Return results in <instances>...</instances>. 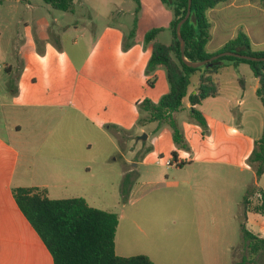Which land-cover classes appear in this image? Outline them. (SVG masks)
<instances>
[{"label": "rangeland", "instance_id": "rangeland-1", "mask_svg": "<svg viewBox=\"0 0 264 264\" xmlns=\"http://www.w3.org/2000/svg\"><path fill=\"white\" fill-rule=\"evenodd\" d=\"M226 6L218 5V16L208 11L209 52L245 32L243 15L232 8L226 13ZM174 18V9L162 0H75L73 12L43 0H0V118L22 126L20 170L27 184H53L64 176L68 187L52 197L87 195L93 207L125 215L127 189L137 181L148 197L217 196L210 193L216 185L196 177L206 165L228 167L231 184L224 196L233 206L255 192L250 169L256 166L244 157L254 146L243 137L255 124L241 126L226 117L231 110L251 113L257 98L236 96L240 83L232 68L220 77L226 90L219 99L197 109L208 114L207 125L193 117L187 101L175 114L182 143L175 142L169 122L152 120L143 106L147 100L158 105L170 92L166 68L151 69L149 63L154 44L172 43ZM155 29L159 32L147 42ZM250 72L238 74L248 90ZM193 176L199 183L191 188L184 181ZM240 241L234 262L248 255L241 236Z\"/></svg>", "mask_w": 264, "mask_h": 264}, {"label": "crops", "instance_id": "crops-1", "mask_svg": "<svg viewBox=\"0 0 264 264\" xmlns=\"http://www.w3.org/2000/svg\"><path fill=\"white\" fill-rule=\"evenodd\" d=\"M226 4V13H229L228 9L232 8L243 15L244 24L242 25L245 26V32L251 39L252 48L256 51L264 50V8L261 1L229 0ZM213 12L218 16L222 10L216 7ZM262 34L263 36L260 37ZM210 53H216V51H210ZM4 67L11 70L8 65ZM226 68L233 69L230 73L240 83V89H236L238 91L236 96L242 92L244 97L254 94L257 98L251 103V113L246 109L242 112L231 110L226 117L228 122H238L241 126L255 124L247 135H243L245 143L249 142L254 146L244 155L250 160L264 129V105L257 95L259 80L253 72H250L252 68L249 64H230L224 66L216 76L219 84L222 81L220 77ZM242 72L252 73L253 84L250 90L243 87V80L239 81L238 74ZM197 83L198 78L196 83H192L190 92L195 91ZM228 83L229 81H226V86L229 88ZM223 90L226 88L220 86L219 95L204 100L202 104L192 105L188 98L184 100V104L187 101V107L198 109L210 101H217ZM12 92L14 94L15 91ZM242 103L245 104V101L243 100ZM203 115L207 121L208 114L203 111ZM223 120V117H220L217 121L223 122ZM235 132L234 129L233 133ZM21 135L22 126L19 123H11L0 118V264H55L52 253L20 209L15 198V189L39 188L46 190L51 199H63L52 197V194L57 193L56 190L67 188L69 180L64 176H59L53 184L49 182L27 184L20 170ZM243 169L247 168L243 167ZM250 171L254 174V186L257 189L254 193L252 190L247 193V208L244 203L233 206L231 200L224 196L225 186L230 188L231 184L230 171L226 165L202 166L197 175L195 174L201 180L204 179L207 183L211 182L213 186L216 185L217 190L210 193L217 196L148 197L145 196V184L137 181L126 192V203L123 205L126 215L124 212H116L119 215L115 240L117 255L121 257L146 255L155 264L234 263V251L241 244L239 236L245 241L243 228L264 238V215L255 210L264 192V175L258 177L256 171L252 169ZM184 182L193 188L199 180L193 176L192 179ZM248 185L252 187V184H246ZM77 197L85 198L92 206L87 195L70 198Z\"/></svg>", "mask_w": 264, "mask_h": 264}, {"label": "trees", "instance_id": "trees-1", "mask_svg": "<svg viewBox=\"0 0 264 264\" xmlns=\"http://www.w3.org/2000/svg\"><path fill=\"white\" fill-rule=\"evenodd\" d=\"M54 9L73 12L75 0H43ZM139 1V0H137ZM174 9L175 18L171 23L173 41L170 45L154 44L149 67L153 69L163 65L168 73L170 92L158 105L147 100L143 103L151 112L152 120L167 121L174 130V140L182 143L181 134L175 114L184 110V100L189 99L192 105L202 104L210 97L220 93V84L216 78L224 66L230 64H249L259 80L257 95L264 105V61L256 62L231 56L221 57L213 67L202 66L193 68L182 59L181 44L177 37V25L185 17L189 0H162ZM229 0H192L190 19L182 26V36L186 42V58L192 62L205 61L221 52H237L255 57H264V50L252 48L251 39L245 32L229 40L219 51L210 53L207 50L212 39V24L208 19V11ZM264 8V0L261 2ZM159 29L152 30L146 41H152ZM198 83L194 92H190L192 77L198 75ZM192 115L202 125H207L203 113L195 108ZM256 166L258 177L264 175V129L262 137L249 160ZM125 185L122 194L125 195ZM15 198L27 219L36 229L54 257L55 264H155L146 255L121 257L116 253V234L119 226V215L90 206L85 198L51 199L46 190L39 188H17ZM248 207V197L244 201ZM255 210L264 215V192L261 202ZM247 243L248 255L232 264H259L264 255V238L242 229Z\"/></svg>", "mask_w": 264, "mask_h": 264}, {"label": "water", "instance_id": "water-1", "mask_svg": "<svg viewBox=\"0 0 264 264\" xmlns=\"http://www.w3.org/2000/svg\"><path fill=\"white\" fill-rule=\"evenodd\" d=\"M191 12H192V0H189L188 11H187L185 17L182 18L177 25V37H178L180 44H181L182 59L186 63V65H188L189 67H193V68H200L202 66L213 67L214 62L216 60L220 59L221 57H225V56H231V57H235V58H239V59L256 61V62L264 61V57H255V56H250V55L241 54V53H237V52H230V51L221 52L219 54L212 56L211 58H209L208 60H205V61H200V62L189 61L186 58V54H185L186 42L182 36V26L190 19ZM141 139H144V138H141Z\"/></svg>", "mask_w": 264, "mask_h": 264}]
</instances>
